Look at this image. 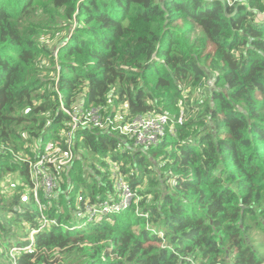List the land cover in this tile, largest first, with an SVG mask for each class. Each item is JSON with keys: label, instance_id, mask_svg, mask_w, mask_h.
Here are the masks:
<instances>
[{"label": "trees", "instance_id": "obj_1", "mask_svg": "<svg viewBox=\"0 0 264 264\" xmlns=\"http://www.w3.org/2000/svg\"><path fill=\"white\" fill-rule=\"evenodd\" d=\"M261 14L264 0H0V182L17 178L0 190V264H261ZM80 102L184 120L146 150L78 128L71 160L46 165L57 187L34 198L28 161L47 142L67 150L65 109ZM108 161L135 196L90 218L88 204L118 198Z\"/></svg>", "mask_w": 264, "mask_h": 264}, {"label": "built area", "instance_id": "obj_2", "mask_svg": "<svg viewBox=\"0 0 264 264\" xmlns=\"http://www.w3.org/2000/svg\"><path fill=\"white\" fill-rule=\"evenodd\" d=\"M65 113L70 119V130L65 132L67 150L63 151L61 147L50 143L41 156L36 157L34 161H28L35 192L39 187L46 194H50L53 191L55 181L52 175L47 172L46 165L57 164L58 166H63L71 160L73 155L71 151L72 137L78 128L97 127L117 130L120 135L131 139L135 149L146 150L157 146L163 140L167 131L173 133L175 131L173 126L175 122L182 124L184 120L182 110L175 116H172L167 111L162 113L150 112L146 115H138L130 120L125 119L122 115L117 117L116 113L112 119L108 116L103 117L100 107L86 108L81 102L74 104L71 109H65ZM116 121H119V123L115 124ZM107 164L111 169V178L113 179L114 189L118 193V198L116 200L108 199L97 203V205L88 204L86 212L90 218L101 214L106 215L108 212L119 213L123 207L126 208L128 206L135 196L130 186L123 179L116 163L108 161Z\"/></svg>", "mask_w": 264, "mask_h": 264}, {"label": "rangeland", "instance_id": "obj_3", "mask_svg": "<svg viewBox=\"0 0 264 264\" xmlns=\"http://www.w3.org/2000/svg\"><path fill=\"white\" fill-rule=\"evenodd\" d=\"M264 16V14H261V15H259V18L260 19H262V17ZM66 34H65V32L64 31H62L60 34H56L54 37H50V35H45L44 37H42V40H43V42H45L46 44H48L51 48L52 47H54L64 36H65ZM44 76V75H43ZM211 87V84H209V82L207 81L206 83H205V85L201 88V89H199V90H195L194 91V96L193 97H197V98H199V99H204V98H206V96H207V94H208V91H209V88ZM119 107H121V105L119 106ZM169 114H171L172 116H175L173 113H170L169 111H167ZM29 137V135L27 134V133H23V138L24 139H27ZM34 143L32 144V146H31V148H30V150L32 151V152H34L35 151V145H36V143H35V141H33ZM67 142V141H66ZM51 142H47L46 144H45V147H44V150H46L47 148H48V145L50 144ZM55 145V144H54ZM58 146V145H57ZM25 147H26V145H25ZM27 153L24 151L23 153H21L20 155H22V156H24V155H26ZM35 155H37L36 153H35ZM53 177V176H52ZM16 179L17 178H12V177H10L9 179L6 177L3 181H1L0 182V190L2 191V192H4L7 196H10L11 194H12V192H13V190H14V188L17 186V181H16ZM33 179H34V175H33ZM53 180L55 181V188L57 187V185H56V181H57V178H55L54 179V177H53ZM144 182L145 181H143V183H142V185H144ZM18 184H19V181H18ZM141 185V186H142ZM36 186V185H35ZM54 188V189H55ZM33 195H34V198H36L35 197V195H36V192H35V189H34V191H33ZM121 196V195H120ZM260 251H262V254H263V258H264V249H263V245H261V250ZM11 253H12V255H13V252H11V251H9V255H11ZM261 264H264V259H263V262L261 263Z\"/></svg>", "mask_w": 264, "mask_h": 264}, {"label": "bare ground", "instance_id": "obj_4", "mask_svg": "<svg viewBox=\"0 0 264 264\" xmlns=\"http://www.w3.org/2000/svg\"><path fill=\"white\" fill-rule=\"evenodd\" d=\"M125 207H123L122 209H124Z\"/></svg>", "mask_w": 264, "mask_h": 264}]
</instances>
